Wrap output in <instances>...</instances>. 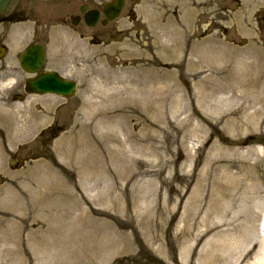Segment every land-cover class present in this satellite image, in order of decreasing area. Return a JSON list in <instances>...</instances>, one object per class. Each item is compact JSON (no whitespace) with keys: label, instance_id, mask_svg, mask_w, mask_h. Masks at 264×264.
<instances>
[{"label":"rangeland","instance_id":"obj_1","mask_svg":"<svg viewBox=\"0 0 264 264\" xmlns=\"http://www.w3.org/2000/svg\"><path fill=\"white\" fill-rule=\"evenodd\" d=\"M60 4L0 14V264H264V0H128L77 33ZM31 43L74 97L24 94Z\"/></svg>","mask_w":264,"mask_h":264},{"label":"water","instance_id":"obj_2","mask_svg":"<svg viewBox=\"0 0 264 264\" xmlns=\"http://www.w3.org/2000/svg\"><path fill=\"white\" fill-rule=\"evenodd\" d=\"M9 0H0V12H3ZM124 6V0H114L111 5L104 8V16L107 20L117 17ZM98 15L95 14L86 20L88 26L96 23ZM1 54V52H0ZM44 62L43 50L41 47L30 48L21 57V67L28 73H36ZM26 93L30 94H54L63 98L72 97L76 91V84L60 78L54 73H43L32 80L26 82Z\"/></svg>","mask_w":264,"mask_h":264},{"label":"bare ground","instance_id":"obj_3","mask_svg":"<svg viewBox=\"0 0 264 264\" xmlns=\"http://www.w3.org/2000/svg\"><path fill=\"white\" fill-rule=\"evenodd\" d=\"M183 5L185 6L186 4L184 3ZM191 13H193V12H191ZM146 18H151L153 20V18L149 17V16H147V17L145 16V19ZM169 26H170V30L162 29L160 33L168 41L173 42V44L175 41L179 42L181 39V32L179 31L177 24L172 22ZM156 35L157 34L154 33L155 39H156ZM173 47H174V45H172V44L170 46H165V48L168 49V51H173ZM129 76L125 79L126 82L124 80H122V81H117L114 84L119 85V87L123 86L124 90L129 89L130 91L133 92L135 90H139L138 88H140V90L150 89V88L154 87V85L156 83L154 70L146 72V71L139 69L136 74L131 75V78H129ZM129 86H131V87L129 88ZM259 102L262 103V101L260 99H259ZM0 117H3L4 118L3 121H5L7 124L9 123L8 117L6 116V114L3 115L1 110H0ZM20 135H21V131L19 132V136ZM10 221H11V223L14 222L12 220L0 219V230H3V228H4V231L2 232V236L0 238V254L5 253L6 249H7V251L10 250L9 248L12 246L17 247V244H18L16 239L19 238V234H20L19 228L14 227V229L11 232H9L8 227H9ZM5 226H7V228Z\"/></svg>","mask_w":264,"mask_h":264},{"label":"flooded vegetation","instance_id":"obj_4","mask_svg":"<svg viewBox=\"0 0 264 264\" xmlns=\"http://www.w3.org/2000/svg\"><path fill=\"white\" fill-rule=\"evenodd\" d=\"M22 1V0H19ZM127 2V0H126ZM60 5H62V10L64 12V14L66 16H68V23L69 25L72 27L71 23L72 22H76L77 23V27H82L84 29L89 30V28L86 27L85 23H84V18L85 15L89 12H93V11H97V12H102V7L100 6V4H98V1L96 0H60ZM83 11V12H82ZM71 17H73L72 22H71ZM102 21H103V17L101 16L99 18L98 24L97 25H101L102 26ZM76 27V28H77ZM74 28V29H76ZM72 31H73V27H72ZM75 32V31H73ZM77 33V32H75ZM78 35V39H81L82 36L81 34H77ZM93 36V35H92ZM97 42V37L96 35L92 37V43H96ZM26 49H24L23 52H25ZM19 95H14L13 97H18Z\"/></svg>","mask_w":264,"mask_h":264}]
</instances>
